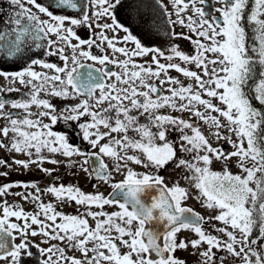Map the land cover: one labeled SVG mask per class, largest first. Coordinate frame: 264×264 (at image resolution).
Masks as SVG:
<instances>
[{"label": "snow or ice", "instance_id": "1", "mask_svg": "<svg viewBox=\"0 0 264 264\" xmlns=\"http://www.w3.org/2000/svg\"><path fill=\"white\" fill-rule=\"evenodd\" d=\"M171 2L166 25L179 24L195 38L170 28L165 34L189 40L193 52L169 40L162 41L170 44L169 54L145 46L119 18L123 8L129 20L135 11L141 23H150L131 0H8L18 10L0 28V66L20 64L33 47H46L47 56L62 63L29 56L16 71L0 70V77L29 89L19 99L0 96V118L5 120L0 149L25 157H13L11 163L0 158V167L35 166L51 177L55 168L44 165L62 164L54 158L59 154L111 191L86 193L56 182L43 187L35 181L0 184L4 264H26L32 248L43 257L42 264H186L176 253L189 247L200 257L197 264H223L221 252L241 264H264V111L252 104L254 98L264 105V0H215L220 7L211 11L204 7L207 0ZM79 27L90 30L87 38L78 34ZM149 31L158 35L160 23L153 20ZM94 47L101 54H94ZM149 55L150 61L142 59ZM170 70L191 82L184 84ZM52 97L76 103L58 111ZM61 120L77 122L92 151L74 145L67 132L55 131ZM196 122L207 125L210 135ZM170 132L179 133V149L190 158H178ZM74 156L83 162L71 160ZM105 157L115 162L114 168L109 169ZM90 158L96 159L95 167ZM170 162L191 173L185 179L215 215L206 220L186 205L188 188L178 180L165 182L159 172ZM217 162L220 170L212 167ZM13 188L24 191L11 192ZM45 193L60 204L74 203L76 213L58 210L56 203L42 199ZM9 194L31 203L32 210L8 201ZM106 206L116 210L106 211ZM208 221L219 223L212 225L215 234L204 229ZM184 231L196 238H181ZM36 237L48 247L35 243Z\"/></svg>", "mask_w": 264, "mask_h": 264}, {"label": "flooded vegetation", "instance_id": "2", "mask_svg": "<svg viewBox=\"0 0 264 264\" xmlns=\"http://www.w3.org/2000/svg\"><path fill=\"white\" fill-rule=\"evenodd\" d=\"M38 2L47 4L49 0H38ZM131 2L133 3V8L139 7L141 11L145 13V18L148 19L150 23L149 24L141 23V21L137 18L135 11L131 12V20H129V12L123 8L120 10L119 18L122 22H124L127 26H129L130 30H132L133 33L139 39H141L142 43L145 46L151 47L153 45V42L156 39L160 40L162 38H166V37L168 38V35L165 34L168 31L166 30L165 24H164L166 22L164 8L167 4H170L169 0H144L143 3H140L139 0H131ZM28 7H31V6L28 5ZM204 7H206L209 11H211L215 7H220V4L216 3L215 0H207L206 5ZM16 10L18 9H16L15 6H11L8 3V0H0V28L4 27L3 21H6ZM33 11H36V10L33 8ZM216 15L218 16L219 13H216ZM153 20L158 21L161 25V31L156 37H155V34L149 31L151 22ZM77 32L82 38H87L90 34V30L87 27H79L77 28ZM123 35H124L123 32L119 33L120 37H123ZM92 51L94 52V54H101L100 49L98 48L94 47ZM68 52H70V50H68ZM46 53H47L46 47L44 49H38V48L33 47L30 52L26 51L24 53L25 60L21 61L20 64L26 63L27 62L26 58L29 56H31L33 59H43L47 62H54L57 64L62 63L58 59V57L56 56L49 57L47 56ZM147 57L148 59H151V56H147ZM147 57H144L143 59L148 60ZM20 64H14L11 61H9L8 63H5L2 66H0V70H4L8 72L16 71L19 69ZM35 68L37 71H47V70L40 68L39 66H35ZM0 88L4 89V91L0 92V96L7 98L9 100L19 99L22 95L27 94L29 91L27 87L19 84L18 81H12L10 78L6 79L3 77H0ZM8 88L19 89V91L9 92L7 91ZM51 102L54 105H56L58 111H63L66 107L70 106L71 104L76 103V101L71 100V99L55 98V97L51 98ZM106 106L107 105H104V107ZM258 109L262 111V105L259 103V101H258ZM10 110L13 112L20 111V110H12V109ZM31 111L35 113L38 111V109L35 106H33ZM83 119L84 118H82L81 122H83ZM45 122H47V120H45ZM140 122L146 123L147 120L145 117H140ZM3 123H5V120L3 118H0V124H3ZM54 130L60 131V132H67L71 138V142L74 145H79L81 149L84 151H92V149L87 144V142L82 141L81 133L78 129L77 122H65L61 120L57 125L54 126ZM101 130L103 131L104 129H101ZM113 135H116V134H113ZM130 135L136 136V133L130 132ZM136 154L139 155V153H136ZM49 155H53V154H49ZM13 157L20 158V159L25 158L21 154L10 153L6 149H0V158L6 159L8 160L9 163H11ZM54 158L61 159L63 163L60 165H51V164L46 163L44 165V167L55 168V171L53 172V175L51 177L39 171L35 166H32L30 170H25L13 164L12 169H7L3 167L4 171L8 172V176L2 177L0 179V184L7 183L10 181H35L41 187H43L45 185H48L49 183L56 182V183H63L66 185L67 184L77 185L86 193L94 192L98 190L100 192H103L105 195H107L111 191V188L108 185L103 184L102 182L95 179L93 176H89L88 174L83 172L78 166H73L72 164H70L68 158L60 157L59 154H54ZM83 159H84L83 157H78V156H74L71 158V160L77 161V162H83ZM104 162L108 164L109 169H112L115 166V162L107 157L104 158ZM89 163L93 165V167H95L96 159L90 158ZM130 166L135 168L137 171H145V169H143L140 166L131 165V164ZM85 167H88V165H85ZM166 167L164 169H161L159 174L165 177L166 183H169L172 181V179H169L165 175L164 171L165 169H167ZM114 179L119 180V179H122V177L120 175H115ZM94 185L96 186L95 188L93 187ZM20 191H24V190L22 188H13L11 190V192H20ZM6 199L12 203L22 205L25 208V210H32L33 205L31 203L22 201L20 197L9 194L6 197ZM42 199H44L46 202L52 201L56 203L57 209L62 212H65L68 214H75L77 211L78 206H76L74 203L60 204L59 202L55 201L54 197H51L50 195L46 193L42 196ZM185 203L186 205H190L194 207L195 210L200 211L204 215L205 219L207 220V216L201 209H199L198 207L194 206L192 203H189L187 201ZM105 210L113 211L116 209L106 206ZM207 223L208 222L203 224L204 229L208 232L214 233V229L212 227L213 224L209 228ZM215 223L217 226H220L218 222H215ZM255 235H258V232L254 233V238H255ZM180 237L181 238H191V239L196 238L193 233L188 232V231L181 232ZM41 240H42V237L34 238L35 243L40 244L41 247H48V245L42 244ZM53 243H56V242L53 241ZM32 251L34 254L32 257H26V264H42L43 257L38 252V250L36 248H32ZM69 254H71V252H69ZM77 255H79V253H77ZM176 255L184 259L186 261V264H197L198 260L200 259L198 254L194 252L191 247H189L186 251L185 250L178 251ZM218 255L223 257V264H241L239 258L233 257L227 252H221V253H218ZM0 264H4V262L0 261ZM217 264H219V262H217Z\"/></svg>", "mask_w": 264, "mask_h": 264}, {"label": "rangeland", "instance_id": "3", "mask_svg": "<svg viewBox=\"0 0 264 264\" xmlns=\"http://www.w3.org/2000/svg\"><path fill=\"white\" fill-rule=\"evenodd\" d=\"M170 1V4H167L164 8V13H171L173 11V8H172V2L171 0ZM189 14H190V10H189ZM167 15L165 14V21L167 20ZM171 19H175V16L172 15L171 16ZM165 24V28L166 30L168 31V29L170 28L172 30V32H175V33H183L184 36H187V35H193L191 33L188 32V29L187 28H182L179 24H176L175 26H172V25H166V22L164 23ZM157 36V34H155V37ZM193 38L194 35H193ZM163 40H169L170 43H176L178 46H180L182 48V50H184L185 52H193L194 50V45H192L190 43L189 40L181 37V36H169L168 35V38H162L160 40L156 39L154 42H153V45L151 46L152 48H157V47H160L162 48V50H164L166 52V54H169V48H170V44H162V41ZM150 56V55H149ZM143 59V58H142ZM146 59V58H145ZM148 59V57H147ZM161 62H164V58L161 57ZM150 61V59H148ZM187 67H190L192 68V70H196L195 67L193 65H187ZM170 75L172 76H175V77H178L184 84H187V83H190L191 81L188 80V78L186 77H183L181 74L175 72L174 70H170ZM164 112H170L172 115H183L184 118L188 119L189 118V114L187 113H177V112H172L170 109H164L162 110ZM202 129V131H204V134L206 136H209L210 135V132H209V129H208V126L207 125H204L202 122H196ZM227 134V133H225ZM169 140L173 141L176 143L177 145V156L178 158H190V154H187V153H183L180 151L179 149V133L178 132H170L169 133V136H168ZM210 141L213 143V146H216L215 144V140L214 138H211L210 137ZM223 144V147L226 149V150H231L230 149V146L221 142ZM176 163H178V160L176 161ZM176 163H172L170 162L168 164V166L166 167L167 169H165L164 173L165 175L169 178V179H172V181H179V183L181 184V186H184L186 188H188L189 190V193H190V198L187 200V202L189 203H192L194 206L198 207L199 209H201L205 215L208 217L212 216V215H215V212L212 210V209H206L202 206L198 196H199V193H198V190H196L192 183L188 180V179H185L186 176H191V173L188 172L186 169H184L183 167H180V168H177L176 167ZM213 169L214 170H220L221 169V165L220 163H214L212 165ZM233 172H236L238 171V169L236 167H232L231 169ZM4 171V168L3 167H0V172H3ZM2 178V176H0V179ZM215 223V222H212V221H208V226L209 228L211 227V225Z\"/></svg>", "mask_w": 264, "mask_h": 264}, {"label": "trees", "instance_id": "4", "mask_svg": "<svg viewBox=\"0 0 264 264\" xmlns=\"http://www.w3.org/2000/svg\"><path fill=\"white\" fill-rule=\"evenodd\" d=\"M250 97L252 96V93H249ZM252 104L254 107L258 108V101L255 100L254 98L252 99ZM262 111H264V107L262 105Z\"/></svg>", "mask_w": 264, "mask_h": 264}, {"label": "water", "instance_id": "5", "mask_svg": "<svg viewBox=\"0 0 264 264\" xmlns=\"http://www.w3.org/2000/svg\"><path fill=\"white\" fill-rule=\"evenodd\" d=\"M201 214V213H200ZM202 215V214H201ZM203 216V215H202Z\"/></svg>", "mask_w": 264, "mask_h": 264}]
</instances>
